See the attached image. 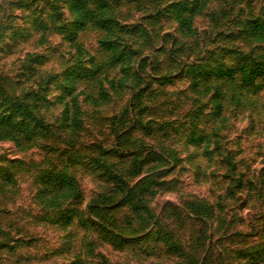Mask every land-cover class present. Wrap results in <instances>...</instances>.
Segmentation results:
<instances>
[{
  "label": "rangeland",
  "instance_id": "374dc122",
  "mask_svg": "<svg viewBox=\"0 0 264 264\" xmlns=\"http://www.w3.org/2000/svg\"><path fill=\"white\" fill-rule=\"evenodd\" d=\"M263 20L264 0H0V264H264V81L213 75Z\"/></svg>",
  "mask_w": 264,
  "mask_h": 264
},
{
  "label": "trees",
  "instance_id": "16d2710c",
  "mask_svg": "<svg viewBox=\"0 0 264 264\" xmlns=\"http://www.w3.org/2000/svg\"><path fill=\"white\" fill-rule=\"evenodd\" d=\"M245 27L248 29L243 31L245 35L243 36L244 38H242L243 43H245L244 39L247 37H258L256 40L260 43H264V20L260 23L247 22V26ZM234 32L235 30H233L232 34L229 36L234 35ZM236 40H239V38L237 37ZM232 51L236 55V67L229 68L227 70H214L213 75L217 76L218 78H232L234 75H237L239 77V88L245 89L247 94H253L252 92H259L263 90L262 83L264 81V48L262 49L260 46H257L254 48V50L249 49L248 51H244L242 48L237 46L235 50ZM7 111L5 110L4 114L0 116V126L8 124V117L5 114ZM17 111L20 112L21 110L17 109ZM17 111L15 110L14 112Z\"/></svg>",
  "mask_w": 264,
  "mask_h": 264
}]
</instances>
